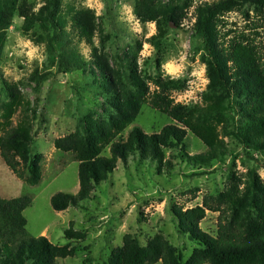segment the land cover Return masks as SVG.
Returning <instances> with one entry per match:
<instances>
[{"label":"rangeland","instance_id":"rangeland-1","mask_svg":"<svg viewBox=\"0 0 264 264\" xmlns=\"http://www.w3.org/2000/svg\"><path fill=\"white\" fill-rule=\"evenodd\" d=\"M27 1L32 11L44 17L43 7L49 0ZM203 1L212 0H154L160 8L177 5L188 12L181 26L164 24L160 44L151 39L158 33L157 22L137 15V0H61L54 11L60 24L53 26L43 18L29 31L23 30L24 18L19 11L13 14L0 61V103L10 100L11 86L18 88L24 106L12 115L11 126L26 122L33 134V150L44 157L41 180L32 185L19 178L0 154V198L30 196L32 204L24 210L29 235H45L55 244L78 247L74 256L59 257L57 264H103L123 244L127 233L142 245L162 235L186 260L198 245L178 231L172 207L187 209L203 205L206 197L216 199L233 175L243 180L242 186L254 175L264 181V154L244 146L233 134L239 116L231 104L233 99L224 96L225 105H230L220 118L219 129L228 153L219 161L207 166L189 161L186 153H200L207 146L188 130L184 145L163 147L162 162L130 154L118 161L104 181L94 185L91 198L80 206L58 211L51 204L53 194L76 193L79 189V162L73 152L57 149L55 139L75 132L88 137L115 113L116 94L108 92L100 68L93 63L95 47L130 90V68L136 63L151 90L157 75L181 79V86L172 89L171 94L188 107L204 105L206 97L221 96L209 87L211 76L203 59L204 42L194 26L195 7ZM86 9L93 10L96 16L91 41L80 35L73 19L77 11ZM219 16L226 21L219 26L221 29L235 31L226 39L245 32L255 36L264 54L263 8L241 3ZM2 112L0 109V123L4 121ZM168 124L182 126L144 102L136 120L122 134L126 138L133 125L154 133ZM103 154L110 155L109 146ZM219 214L208 209L200 223L202 229L216 235ZM70 226L84 231L86 238H67L64 230Z\"/></svg>","mask_w":264,"mask_h":264},{"label":"trees","instance_id":"trees-1","mask_svg":"<svg viewBox=\"0 0 264 264\" xmlns=\"http://www.w3.org/2000/svg\"><path fill=\"white\" fill-rule=\"evenodd\" d=\"M61 0H49L44 5L45 15L36 14L27 0H0V61L6 41V30L16 10L24 18L23 30L29 31L38 21L46 19L51 25L60 24L55 8ZM241 3H253L264 9V0H212L195 7V31L204 42L205 54L211 76L209 87L221 96H209L205 104L188 107L177 102L171 91L181 86V79L154 77V89L138 72L136 63L131 69L133 90L120 80L119 72L112 68L108 58L93 49V63L101 70L109 93L116 94L115 113L109 120L88 136L79 133L57 137L55 147L73 152L79 162V189L76 193L59 191L51 196L55 210L62 211L92 196L94 185L104 181L114 172L120 159L135 154L143 159L163 161V147L184 145L188 130L207 146L200 153L186 156L195 165L207 166L219 161L228 153L219 129L221 117L227 110L226 98H232L239 119L233 134L246 147L264 154V54L255 36L245 32L226 39L233 29L224 31L219 16ZM137 15L146 21H156L158 33L152 40L160 44L165 35L164 24L181 26L188 12L184 7L163 9L154 0H137ZM79 33L91 41L96 29L95 12L79 10L73 16ZM10 100L0 103L4 121L0 123V154L10 169L28 184H37L42 177L43 153L33 150V134L26 122L11 126V117L24 106L17 87L9 89ZM224 96L226 97L224 99ZM144 102L168 114L182 126L168 124L159 132L147 133L139 125H133L128 136L124 130L138 117ZM230 103V102H229ZM3 131V132H1ZM109 146L110 155L103 154ZM254 158V157H253ZM26 171L28 176L26 177ZM245 186L236 175L216 199H204L203 205L184 209L172 207L178 231L188 235L198 247L184 260L182 252L164 236L157 235L142 245L133 234L124 235L123 244L115 248L103 264H264V181L252 176ZM32 204L28 195L0 198V264H57L59 257L74 256L78 247L55 244L45 235L31 236L27 232L24 210ZM220 211L217 234L202 229L200 223L207 210ZM70 240H84L86 233L70 226L64 230Z\"/></svg>","mask_w":264,"mask_h":264}]
</instances>
